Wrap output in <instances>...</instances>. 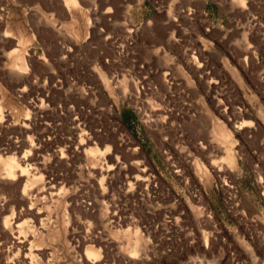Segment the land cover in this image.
<instances>
[{
	"label": "rangeland",
	"instance_id": "rangeland-1",
	"mask_svg": "<svg viewBox=\"0 0 264 264\" xmlns=\"http://www.w3.org/2000/svg\"><path fill=\"white\" fill-rule=\"evenodd\" d=\"M63 2L0 0V264H264V0Z\"/></svg>",
	"mask_w": 264,
	"mask_h": 264
},
{
	"label": "bare ground",
	"instance_id": "bare-ground-1",
	"mask_svg": "<svg viewBox=\"0 0 264 264\" xmlns=\"http://www.w3.org/2000/svg\"><path fill=\"white\" fill-rule=\"evenodd\" d=\"M64 5L65 7H71V5L74 4L73 0H64ZM6 34V33H5ZM6 38V36L4 37ZM120 48V47H119ZM119 48H117L119 50ZM121 51V50H119ZM120 54V53H119ZM14 68H16L18 70L17 74H15L16 77L19 76V74H21L22 71L25 70V65L23 63V60H19L18 62H16V64H14L13 66ZM121 85L124 86V83H121ZM124 88L123 87L121 89V93L124 94ZM28 133V132H27ZM21 143V142H20ZM10 144V143H9ZM18 144V143H17ZM89 143L85 142L84 140H80L78 145H77V151L78 150H81V151H85V155H86V158L87 160H91V164L92 162H94V159L104 153H107L109 151V147H105V150L103 152H100V150L98 148H90L88 149L87 151L84 150V146L88 145ZM34 145L32 144V142L29 141H22V144L18 147L15 144L12 145V147H10L11 149H9L8 147L5 148V150L3 151H0L2 153L3 156H5L4 159H2L0 157V167H1V173H0V182H3L5 184H8L9 182H15V181H21V179H26V182H29V181H37L40 179L39 177H36L37 173H33V171L31 170V168H29L30 166V163L33 161V158L31 156V151L33 149ZM6 149H9V150H6ZM23 149H27L26 151H23ZM86 149V148H85ZM204 149V147H203ZM1 150V149H0ZM23 151V155L18 157L16 155H19L21 152ZM13 152V153H12ZM82 153V152H81ZM19 158V159H18ZM225 161V160H224ZM223 161V162H224ZM226 161H228L226 159ZM210 164L212 165V161L210 162ZM93 165V164H92ZM95 165V164H94ZM23 166V167H22ZM36 168V167H35ZM34 170V169H33ZM220 169H217L216 171L218 172ZM223 170V169H222ZM144 171V170H142ZM137 179L139 180H142L140 179V177H137ZM144 180V179H143ZM8 182V183H6ZM32 182V183H33ZM21 184V182H19ZM18 183H16L15 185H17ZM31 184V183H30ZM29 184V185H30ZM29 185L26 184L22 191H21V197L27 201L29 198L28 197H31L29 195L30 193V190L29 189ZM38 185V184H37ZM53 186V185H52ZM18 188V186H17ZM54 187H52L51 189H53ZM17 190V189H16ZM50 190V188H49ZM48 191V190H47ZM17 193V192H16ZM36 193V192H35ZM50 193V192H49ZM31 194H33L31 192ZM50 195V194H49ZM37 196V195H36ZM28 202V201H27ZM31 209V208H30ZM29 209V210H30ZM33 210V209H31ZM30 210V211H31ZM30 211H28L30 213ZM27 213V212H26ZM26 213H24L26 215ZM23 214V215H24ZM23 215H21L20 217H23ZM13 217V216H12ZM20 217L17 215V217H13L11 218L10 220H6V223L4 224V228L3 231L6 233V234H10L13 239V246L15 247V249L17 250V252L20 254L22 252V255L24 254V258L29 260V261H32V258L34 257V253L33 251V245L31 243L28 242V239H27V236H22V238L20 237L21 236V233H22V230L25 228V226L27 225H24L22 226V224H20L21 222L19 221ZM25 217V216H24ZM99 217V216H98ZM104 217V216H103ZM10 218V217H9ZM22 219V218H21ZM20 219V220H21ZM27 224V223H26ZM43 225V224H42ZM44 227V226H43ZM3 232V233H4ZM25 233V232H24ZM46 233V232H45ZM55 233V232H54ZM17 234V236H13ZM43 234V233H42ZM50 236L49 238L47 239H51V240H54V235L55 234H51L49 233ZM41 236V235H40ZM58 237V236H57ZM56 238V237H55ZM140 237H138V235H133L130 237V243L129 244V247L128 249L126 250V256H128L129 258L131 257H134L136 255V253L140 250L139 247H140ZM128 240V239H127ZM128 241V242H129ZM143 244V243H142ZM13 247V248H14ZM85 255L88 259H97L99 257V252L96 251L93 247H89L88 249H86L85 251Z\"/></svg>",
	"mask_w": 264,
	"mask_h": 264
},
{
	"label": "trees",
	"instance_id": "trees-1",
	"mask_svg": "<svg viewBox=\"0 0 264 264\" xmlns=\"http://www.w3.org/2000/svg\"><path fill=\"white\" fill-rule=\"evenodd\" d=\"M124 123H129L130 119L127 116H124L123 118Z\"/></svg>",
	"mask_w": 264,
	"mask_h": 264
}]
</instances>
